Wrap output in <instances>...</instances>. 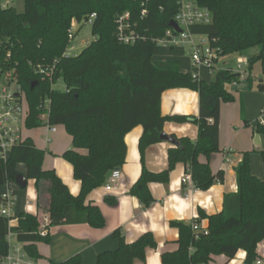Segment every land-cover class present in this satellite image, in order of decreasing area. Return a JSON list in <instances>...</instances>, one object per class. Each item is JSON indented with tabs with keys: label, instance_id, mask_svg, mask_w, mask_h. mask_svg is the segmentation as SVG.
<instances>
[{
	"label": "trees",
	"instance_id": "1",
	"mask_svg": "<svg viewBox=\"0 0 264 264\" xmlns=\"http://www.w3.org/2000/svg\"><path fill=\"white\" fill-rule=\"evenodd\" d=\"M196 1L210 11L213 22L208 26H192L190 32L207 36L211 47L221 55L246 53L249 55L246 79L250 80L257 65L264 79V0ZM20 3L22 10L18 6L3 10L0 6V66L18 75L29 105L26 130L43 127L41 106L44 100L51 102L49 124L64 126L72 137L73 146L62 157L72 165L74 178L82 187L80 194L73 196L54 169L45 170L46 152L30 137L12 149L7 161L0 153V189L8 181H15L21 173L17 167L24 164L25 175L34 182L37 192L36 214L21 213L18 224L12 227L8 218L0 217V257L9 252V232L38 261L42 255L37 244L49 243L48 231L53 226L88 224L102 229L106 225L105 216L99 207L87 204L86 198L106 185L113 171L123 167L128 151L125 138L137 126L144 129L139 141L142 155L149 146L162 142L167 121L191 122L199 131L196 140H177L172 136L178 145L169 151L166 171L153 173L143 169L130 195L137 197L144 208H150L156 201L150 194V183L167 184L179 163L185 164L186 174L198 191L224 183L223 171L214 174L208 162L200 161V156L210 161L221 151V106L235 100L227 86L239 83L240 75L230 68L213 67L209 84L198 75L184 74L175 62L154 60L157 46L153 40L172 31L170 22L175 21L180 7L176 0H20ZM126 13L130 14L133 29L145 41L130 46L119 41L118 17ZM93 14H96L91 26L94 41L81 55L64 58L73 23H87ZM254 49L259 52L251 55ZM56 59L60 60L57 74L52 80L42 81L36 74V66L49 65ZM58 81L64 83L65 91L54 89L52 83ZM180 88L199 93L198 118L161 116L162 94ZM257 130L263 135L264 124L258 125ZM249 154L244 155L235 169L238 191L225 195L220 214L207 216L200 211L201 218L209 220L208 235L195 234L193 223H171L180 232L179 248L163 253L162 264H210L220 255L232 260L239 251L246 253L247 264H256L258 246L264 242V181L253 176ZM262 158L264 162V152ZM108 203L117 204L110 198ZM44 217L49 218L47 224L41 222ZM115 232L119 249L103 252L96 264H134L136 260L144 263L147 250L158 248L153 235L127 244L123 231ZM54 264H82V257Z\"/></svg>",
	"mask_w": 264,
	"mask_h": 264
},
{
	"label": "crops",
	"instance_id": "2",
	"mask_svg": "<svg viewBox=\"0 0 264 264\" xmlns=\"http://www.w3.org/2000/svg\"><path fill=\"white\" fill-rule=\"evenodd\" d=\"M159 49L164 53L158 56L156 48L155 61L175 62L184 74H197L201 81L211 83L212 72L204 66H193L191 57H187L186 49L184 53L180 54H177V48L163 46ZM242 59L248 61L249 55L243 56ZM218 65L222 69L230 68L226 64H221L220 60ZM232 70L234 71V69ZM262 86H264V79L254 78L252 75L250 80H240L239 83L227 86L228 92L233 94L235 100L223 103L221 106L219 127L221 151L216 153L210 161H207L204 156H200V161L208 162L214 174L223 171L224 183H217L207 191H198L194 188L191 179V182L185 180L186 166L179 163L170 173L167 184L150 183V194L156 201L150 208H144L137 197L130 195V191L137 183L144 168L153 173L166 171L169 167V151L176 146L168 141H162L149 146L142 155L139 141L144 134V129L142 126H137L125 138L128 151L116 188L108 191L106 185H103L92 191L86 198L87 204L99 207L101 214L106 218V225L102 229H94L88 224L53 226L48 231L50 234L49 243L39 242L37 244V250L42 257L36 261V264L63 263L78 255L82 257V264H96L98 257L103 252L119 249V239L115 236V231L118 230L123 231L127 244L135 243L144 235H153L158 248L148 249L146 261L143 263L136 260L134 264H162L161 255L163 253L176 251L179 248L177 242L180 232L172 227L171 223L192 224L200 220L202 226H209V220L201 218L200 211H203L207 216L220 214L223 210L225 195L238 191L235 169L240 165L246 153H250L249 160L253 176L264 181L262 158L264 134H260L257 130L258 125L264 124ZM160 100L161 116L163 117L198 118L199 116L198 92L185 88L169 89L162 94ZM245 120L248 121L247 125ZM62 128L67 136V147L61 150V153L57 152V156L43 168L45 170L54 169L70 193L73 196H78L82 184L74 178L72 165L62 157L68 149L72 148L73 139L66 133L65 127ZM163 132L175 136L177 140H182V138L196 140L199 133L198 127L194 123L179 124L174 121H167ZM58 133L57 129V132L52 135ZM29 137L41 149L36 140ZM52 142L53 139H51ZM49 145H46L45 141V151ZM17 169L23 174L27 172L24 164H19ZM31 183L34 185L33 181ZM20 189L15 191L17 201L15 216L17 219L21 213L34 215L37 212L35 185L29 192H18ZM109 198L116 200L117 204L111 206L108 203ZM17 224L18 221L12 226ZM257 253L259 259L264 262V242L258 246ZM245 260L246 253L239 251L232 260H227L225 256L220 255L214 257L210 264H247Z\"/></svg>",
	"mask_w": 264,
	"mask_h": 264
},
{
	"label": "built area",
	"instance_id": "3",
	"mask_svg": "<svg viewBox=\"0 0 264 264\" xmlns=\"http://www.w3.org/2000/svg\"><path fill=\"white\" fill-rule=\"evenodd\" d=\"M19 0H0V6L3 10H11L17 7ZM179 4V9L176 14L175 22L180 28V32L177 33L174 29L168 31L163 38L154 39L156 46H165L169 48L183 47L189 50V54L192 60L193 66H204L210 71L213 67H219V60L221 53L218 49L211 47L209 38L204 35H193L190 32V28L195 25H211L213 22L212 14L209 10L199 6L196 0H176ZM146 15V11H143L142 16ZM96 20V14L89 17L87 23L90 26L94 25ZM75 22L72 28L68 32L70 42L75 38L74 34ZM118 35L119 41L127 46L134 45L139 41H145L146 38L138 34L130 23V14L126 13L118 17ZM69 58L65 52L64 58ZM11 56H8L10 59ZM60 64V60L56 59L49 65L36 66V74L42 81H48L57 74V68ZM248 61L246 60L243 65L238 64V67L233 72L240 75V80H245L248 76ZM59 82V81H58ZM57 83V82H56ZM56 83H52L55 88ZM43 114L40 119L43 123V127L47 130L48 134H55L57 132L56 125L49 124V116L51 112V102L47 99L43 101L41 106ZM29 116V105L26 100L25 93L19 84L18 75L15 71L10 73L0 66V153L2 158L7 161L13 148L18 146L26 138L22 135L23 129H25V123ZM51 144V139L48 136L46 139V145ZM121 176V169L113 171L106 182V188L108 191L116 188L118 180ZM190 175H186L185 180L190 181ZM191 182V181H190ZM19 189L15 185L14 181H8L3 186V192H0V217L9 219V226L12 227L13 223L18 219L15 216V208L17 201L15 199V191ZM43 221L47 224L48 217H44ZM192 230L195 234L208 235L210 232L209 226H202L200 223L194 222L192 224ZM8 253L0 257V264H36V261L30 257L27 250H25L24 243H18L15 234L8 233ZM48 233L43 232V236H47ZM256 264H264L260 259Z\"/></svg>",
	"mask_w": 264,
	"mask_h": 264
},
{
	"label": "rangeland",
	"instance_id": "4",
	"mask_svg": "<svg viewBox=\"0 0 264 264\" xmlns=\"http://www.w3.org/2000/svg\"><path fill=\"white\" fill-rule=\"evenodd\" d=\"M18 8L23 9V5L20 3V0L17 2ZM74 36L75 38L70 42V45L68 46L66 53L68 56H78L81 55V52L87 48L95 39V37L92 34V27L88 23H81L79 25L77 22H75L74 26ZM161 47V46H159ZM159 47L157 46V55L163 54L164 51H160ZM177 54L184 53L185 48L179 47L177 48ZM187 57L190 56L189 50L186 49ZM259 52L258 49L251 50V54L255 55ZM245 54H229V55H221L220 57V63L228 65V68L236 69L237 64L243 65L246 61L242 59ZM197 75V74H196ZM194 75V76H196ZM252 76L254 78H261V67L260 65H257L254 67ZM59 91H65L66 86H64V83L62 81H59L56 83L55 88ZM57 129L59 130V133L56 135L48 134L45 127H40L34 130H26L23 129L22 135L24 138H28L29 136L33 137L34 140H36V143L39 145V147L45 151V141L47 137L49 136L51 139H53V142L47 147L46 149V157L44 160L43 167L45 168L48 165V162H50L53 158H55L57 155V152L61 153V150H64V148L67 147V136L65 135V131L62 128L61 125H56ZM34 185L31 183V181L28 182V187L26 189H20V191L29 192ZM0 192H3V188L0 189ZM43 223V220H41Z\"/></svg>",
	"mask_w": 264,
	"mask_h": 264
},
{
	"label": "water",
	"instance_id": "5",
	"mask_svg": "<svg viewBox=\"0 0 264 264\" xmlns=\"http://www.w3.org/2000/svg\"><path fill=\"white\" fill-rule=\"evenodd\" d=\"M170 27L172 29H174L177 33L180 32V28L178 27V25L176 24L175 21L170 22ZM36 84H37V82H35L32 85L33 88L35 87L34 85H36ZM161 140L164 142L168 141L171 144H173L174 146L178 145L176 139H174L171 135H169L167 133H163L161 135ZM14 183H15V185H17L21 189H26L28 187V179H27L26 175L23 173H19V175L16 177Z\"/></svg>",
	"mask_w": 264,
	"mask_h": 264
}]
</instances>
